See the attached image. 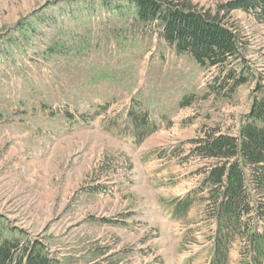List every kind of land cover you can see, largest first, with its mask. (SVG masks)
Masks as SVG:
<instances>
[{
	"label": "rangeland",
	"instance_id": "1",
	"mask_svg": "<svg viewBox=\"0 0 264 264\" xmlns=\"http://www.w3.org/2000/svg\"><path fill=\"white\" fill-rule=\"evenodd\" d=\"M110 1L118 8L0 0V245L38 240L70 264L101 263L91 259L101 247L113 256L103 264H209L215 226L200 198L184 222L169 204L209 164L192 142L211 130L236 136L253 96L263 100L264 24L221 15L245 44L237 68L250 78L231 94L219 70ZM174 1L213 14L231 0ZM144 114L153 129L139 143ZM248 251L234 243L227 264H254Z\"/></svg>",
	"mask_w": 264,
	"mask_h": 264
},
{
	"label": "trees",
	"instance_id": "2",
	"mask_svg": "<svg viewBox=\"0 0 264 264\" xmlns=\"http://www.w3.org/2000/svg\"><path fill=\"white\" fill-rule=\"evenodd\" d=\"M119 1L125 2L138 23L160 29L162 39L178 54L189 55L204 69L219 70V82L222 86L232 84L231 94L249 82V72L245 67L237 68L242 61V65L245 62V44L239 34L224 24L221 15L224 17L234 11H242L253 14L264 24V0H231L220 5L213 14L198 11L184 1ZM101 2L111 10L118 8H112L110 0ZM25 26V23L20 25L21 31ZM210 89L213 94H219L213 90L214 87ZM136 126L135 137L141 143L153 129L149 116L142 115ZM192 144V157L209 164L193 173L201 177L196 190L183 199L170 202L173 219L179 222L187 220L195 198L199 197L207 220L215 226L211 238L214 246L211 264H227L229 252L236 242L248 246L254 264L259 263V259H264V97L258 100L253 96L250 112L243 119L236 136L211 130L204 132V137ZM108 249L101 247L98 256L95 254L91 259L101 260L97 264L111 260L113 256L108 255ZM70 263L68 257L58 260L51 256L48 247L38 240L28 243L6 240L0 245V264Z\"/></svg>",
	"mask_w": 264,
	"mask_h": 264
}]
</instances>
